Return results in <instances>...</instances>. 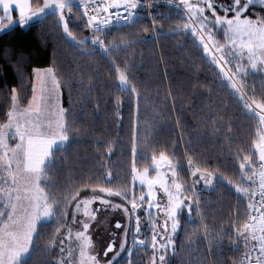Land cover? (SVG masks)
<instances>
[{
    "label": "trees",
    "instance_id": "trees-1",
    "mask_svg": "<svg viewBox=\"0 0 264 264\" xmlns=\"http://www.w3.org/2000/svg\"><path fill=\"white\" fill-rule=\"evenodd\" d=\"M43 3L30 0L34 8ZM249 12L264 15V7L256 4ZM150 16L143 12L131 22L97 32L72 2L66 19L84 45L66 36L59 14L0 32V125L7 121L12 89L18 90L19 105L26 107L33 69L53 68L69 139L41 181L45 192L62 198L69 189H83L79 198H86L101 194L91 187L125 192L135 187L137 195L143 190L133 184V167L150 168L152 156L164 152L179 166L185 195L195 201L190 213L183 209L177 214L179 226L164 264H238L249 244L237 239L236 230L248 222L250 199L234 185L241 184L243 156L252 158L253 168L258 163L255 144L262 125L260 116L252 114V102L264 103V73L236 74L232 69L236 91L205 54L198 34L184 29L189 20L182 9L157 2ZM96 36L104 41L103 48L91 43ZM116 69L126 72L135 92L119 89ZM190 159L192 171L198 167L213 173L210 188L199 181L195 192L188 190L189 172L182 166L187 162L189 168ZM243 186L252 188L247 180ZM74 205L61 207L67 212L63 226L58 219L37 224L25 264H56ZM152 255L148 247H135L112 264H152Z\"/></svg>",
    "mask_w": 264,
    "mask_h": 264
},
{
    "label": "snow or ice",
    "instance_id": "snow-or-ice-1",
    "mask_svg": "<svg viewBox=\"0 0 264 264\" xmlns=\"http://www.w3.org/2000/svg\"><path fill=\"white\" fill-rule=\"evenodd\" d=\"M83 3V0H80ZM96 0H92L95 3ZM188 12V19L190 23L184 25L185 30H190L193 35L197 34V28L193 25L199 20L200 32H208V40H213L211 34V28L221 26L225 32V36L231 41V47L228 44L216 43L214 46L217 51L221 52L220 59L224 60L225 56H242L243 50L247 49L248 61L252 69L257 67V49L264 53V15H259L254 12H249V9L254 7L257 3L264 7V0H199L198 4L193 5L189 3V0H181ZM138 6L137 0H125L123 5L119 3H112L104 6L100 9L103 12H107L108 8H120L123 7L127 11L128 15L123 17L124 20L131 22L134 17V12L131 9H136ZM87 9L88 5H84ZM25 8H29L30 15H25ZM65 10L69 14L72 13V0H44L43 6L34 10L30 9V5L25 2L21 4L19 0H0V11L5 14L2 19L9 20V24L0 27V32L7 31L13 24L18 26H27L33 18L39 20L43 17L55 16L59 14V23L63 27V32L66 36L75 44L84 45L85 41H77L73 32L69 28V20L65 17ZM219 10V11H218ZM11 11H18L19 19L12 20L9 13ZM210 13L211 19L205 13ZM222 12L223 15H220ZM88 19L86 24L88 27H94L97 32H103L104 29L100 27V24H110L111 20L98 21L97 15H89L88 11L83 13ZM119 17V13H116ZM255 16V19L252 17ZM243 37H247L245 41ZM201 44H203L204 50L208 51V44L204 40V36L199 37ZM239 39V43H237ZM94 45L104 47V41L98 36L91 40ZM239 48L240 52L237 53L235 49ZM106 52L108 49H104ZM215 59V58H214ZM230 63L231 61H226ZM260 63L264 64V60H260ZM118 74V87L121 91L135 92V88L130 85L129 78L124 70L116 69ZM245 73V69L237 67L236 74ZM35 80L40 85L41 94L36 95V87L33 85L32 97L28 102V106L21 108L19 105L18 90L12 89L11 94V108L7 112V122L0 125V170L6 175L0 177V181L8 187H0V192L6 196V202L0 204V208L7 209V211L0 210V217H7V222L0 225V264H25V257L30 255L29 246L32 243L33 234L37 231V224L40 222H50L58 219L60 226L65 223L64 218L67 216L66 211H61V207L67 209L69 205L75 201L74 211L72 215L71 223L73 225H79L73 234V229L69 227L67 229V236L65 239L75 240L79 249L80 257L83 260L93 262V264H99L96 255H91L89 250L93 249L92 237L89 234V228L91 223L96 220V212L99 209L89 210V206L95 203L97 200L103 205H110L113 208H120L119 204H112L109 199L93 195L91 198H79L80 192L83 189H69L68 194L62 198H57L54 194L46 193L44 187H41V181L46 179L50 166H55L54 157L56 153L62 150L63 146L68 141L67 124L65 121V109L58 105V91L60 88V81L57 79L56 72L53 68L47 69H33ZM246 74V73H245ZM233 89L239 91L236 88V84H232ZM255 108L264 112V103H259L253 100L252 102ZM33 105H36L34 108ZM42 106V107H41ZM246 107L252 109V105L246 104ZM46 112L48 123L45 124L41 120V115ZM253 115H260L252 110ZM35 115V119H30V116ZM51 117H55V130L52 129ZM260 120L264 123V115H260ZM10 139L17 140L14 145H10L8 141ZM39 143L41 149L36 151L34 145ZM255 150L258 152L259 171L252 167L253 160L250 156H243V162L240 163L239 169L242 173L241 184L234 185L235 191L243 196L249 197L250 200H255V197L259 195V200L255 203H249L248 208L254 212H259L257 215H249L248 222H246L242 228H237V239L244 238V243L247 244L250 241L256 242L251 251H257L255 264H264V136L260 137L259 142L255 144ZM111 151V149H109ZM135 145L133 146V152L135 153ZM152 163L157 170V176L153 178H147L149 169L145 168L143 173L136 174L137 170L133 167V179L139 180L140 184L147 183L149 192L147 194L148 209L153 207L164 212L165 219L162 224H158L156 221L152 222V264H157V253L161 249H167L172 244V235L179 226L177 220L178 212L183 209H187L189 213L192 210V206L195 201L189 200L188 197L183 196V185L179 182L180 176L177 172L178 165H173L169 160V157L164 153H159V158L156 155L152 156ZM161 164H166L169 173L171 175V183L167 178L168 173L163 176L159 173V167ZM189 166H192L191 159L189 160ZM23 172L27 174L28 181L34 184L35 191L33 192L31 187L24 189L23 196L20 193V189L17 187L18 173ZM199 175V180L194 183H199L200 180L205 181L206 184L211 185L213 181V173L208 172L206 169L196 168L192 175ZM258 177L257 180L255 178ZM107 179L111 180V173H108ZM250 181L252 185H257L258 191L251 187H244L243 181ZM229 185H232V181H227ZM164 192L168 197L167 204L162 208L160 204L153 202L154 189L156 186ZM85 187H91L86 185ZM174 188L173 192L171 189ZM189 191L191 189H188ZM91 191L96 193H104L108 197L118 196L128 201L131 204V214L135 215L138 203L137 198L133 195L129 198L128 193L121 190H114L110 187H91ZM146 197L141 195L138 200L140 206H143ZM21 200H27L28 206L23 207L20 205ZM185 201H188L185 203ZM259 205V207H257ZM22 211V215L19 211ZM126 213L129 212L128 208H124ZM80 213L84 217L83 219H77V214ZM151 216V212H148ZM169 222L171 228V234L169 232ZM116 228H120V223L115 225ZM60 228H57V232ZM137 233L140 232V219L136 216V228ZM257 231L260 233L257 236ZM159 238V239H158ZM134 244L138 243L141 246H145L144 240H136L134 238ZM61 245L64 244V240H61ZM258 245V247H257ZM124 245L121 244V250ZM65 251L64 247H61V252ZM113 251V245L109 244L104 252V256L107 257L109 252ZM71 255V251H69ZM118 255V253H117ZM245 259L249 260L248 253L245 254ZM159 264H164L165 256L163 254L158 257ZM107 264H112L109 260ZM251 264V262H250Z\"/></svg>",
    "mask_w": 264,
    "mask_h": 264
},
{
    "label": "rangeland",
    "instance_id": "rangeland-1",
    "mask_svg": "<svg viewBox=\"0 0 264 264\" xmlns=\"http://www.w3.org/2000/svg\"><path fill=\"white\" fill-rule=\"evenodd\" d=\"M72 2H74V0H72ZM198 2H199V0H189V3H191L193 5L198 4ZM221 2H226V0H221ZM172 3H173V5L179 7L180 9H182L184 14H185V16L188 19L187 9L185 8L184 4L181 3V0H173ZM4 15L5 14L3 13V16ZM25 15L27 16V15H30V14L28 12H25ZM205 15H208L209 19H211L210 13L206 12ZM65 17H66V10H65ZM12 20H16V19H12ZM9 22H10L9 20H3V21L0 20V23L2 25L1 27H4L5 24L8 25ZM189 23H190V20H189ZM13 25H15V24H13ZM199 26H200V22L198 20L193 25V27L197 28L198 37H200L201 35L204 36V40L208 44V51L206 52L204 50L203 44H201V42L199 41L200 42V46L203 48L205 54L222 71L224 76H226L228 79H230L233 83H235L237 85V78H236L235 74L232 73V69H236L237 70L238 66L243 68V69H245V71H247V70H250V71H253V72L261 71V72L264 73V64L260 63V60H264V53H262L261 50L257 49V52H256V55H257V67H256V69H252L250 64H249L248 56H247V49L243 50L244 54L242 56H240V55L231 56V57L225 56V59L221 60L220 59L221 52L217 51L214 45L216 43L228 44L229 47H231V41L225 36V32H224L223 28L221 26H217L216 28L213 29V28H211V25H209V28L211 29V34L213 35V40L209 41L208 40L209 33L208 32H200L199 31ZM23 27H26V26H23ZM243 39L246 41L247 37H243ZM237 43H239V39H237ZM235 50L237 51V53L240 52L239 48H237ZM228 60H230L231 62L230 63L226 62ZM47 68H50V67L35 68V69L44 70V69H47ZM241 74H243V73H241ZM33 85H35V87L37 89L36 95L39 96L41 94V92H40L41 85H40V83L37 80H35L34 74H33ZM32 95H33V93H32ZM32 95H31V97H32ZM30 100H31V98H30ZM58 105H59V107H62L61 106L60 88H59V91H58ZM27 106H28V104H27ZM33 107L35 108L36 105H33ZM21 108H23V107H21ZM253 109L257 113H259L260 115H264V112H261L260 109L255 108V106H253ZM29 118L30 119H35L36 117H35V115H33V116H30ZM48 119L49 118L47 117V113L44 112L41 115V120L45 124H47L48 123ZM50 119L52 120V129L55 130V120H56V118L55 117H51ZM261 125H262V132H261L260 137L264 136V123L261 122ZM259 140H260V138H259ZM17 142L18 141L14 140V139H10L8 141V143L10 145H14ZM34 148H35L36 151H39L41 149V145L39 143H37V144L34 145ZM256 153H257V160L259 162L258 152L256 151ZM171 163L173 165H176L172 161H171ZM186 163L183 164L182 168L187 170ZM144 169H142L140 171L137 170L136 174L138 175V174L143 173ZM148 169H149V171H148V174H147V178L150 179V178H153V177L157 176V170L155 169V166L153 165V163L150 166V168H148ZM158 171H159V173L162 176L165 173H168L167 178L169 180V183H171V175L169 173V169H168L166 164H161ZM193 171H192L191 167H189V169L187 170V173L189 172V174H188L189 181L188 182H189V187L191 189V192H195V188H194L195 183L194 182L197 181L195 176L192 175ZM5 175L6 174L2 170H0V177H3ZM199 175L200 174L198 173L197 174L198 180H199ZM133 176H134V173H133ZM192 176H193V178H192ZM17 180H18L17 187L20 189V193H21L22 196L24 194V189L25 188L31 187L33 192L35 191L34 184L29 183L26 173H23V172L18 173ZM132 181H133V184L136 186L137 189L141 188L143 190V192L138 193L136 195L135 194V187H132L127 192L129 198H131L133 195L137 198L138 208H137V211H136L135 215H130L131 214V204L128 201L122 199L121 197H119L120 201H117V200L115 201V200L112 199L114 196L108 197L104 193H101L100 195H97V196L109 199L112 204H119V205H121V207L120 208H113L110 205H103V204H101L99 202V200H97L95 203H93V204H91L89 206V210L90 211L91 210H95V209H99V211L96 212V220L91 223V227L89 228V234L92 237V241H93V245H94L93 249L89 250V253L91 255H96L97 260L99 261V264H107V262L109 260H111L112 263H113L115 260H118L121 256L129 255L131 253V251L135 247H148L153 252V249H152V246H151L152 245L153 229H152L151 225H152L153 221H156L158 224H162L163 220L165 219L164 212L160 211L159 209H157L155 207H153L152 209L149 210L148 207H147V203H148L147 194L149 192V188H148L147 183L141 185L139 180L138 179L134 180L133 177H132ZM200 182L202 184H205V186L207 188H210L212 186V184L208 185L203 180H200ZM0 187L6 188V187H8V185H4L2 183V181H0ZM171 190L173 192L175 191L174 188H172ZM182 193H183V196H186V197L189 198V200L194 201L193 196L192 195H190V196L185 195L183 189H182ZM141 195H144L146 197V199H145V201L143 203V206H140V202L138 200V198ZM91 197L92 196L86 197V198H91ZM116 197H118V196H116ZM167 199H168V197L164 194V192L157 185L155 187V189H154L153 202L157 203V204H160L161 207L163 208L167 204ZM5 202H6V196L2 192H0V204H3ZM187 202L188 201H185V203H187ZM19 203L23 207H27L28 206L27 200H21ZM124 208H128L129 212L126 213L124 211ZM0 210L7 211V209H3V208H0ZM18 211H19V209H18ZM73 211H74V207H73ZM140 211L142 212V214H140ZM149 211L151 212V216L148 215ZM19 214L22 215L23 214L22 211H19ZM72 215H73V212H72ZM136 216H138L139 219H140V232L139 233H137L135 231V228H136ZM83 218L84 217L82 216V214H80V213L77 214V219L78 220L79 219H83ZM132 218H133V224L131 222ZM71 220H72V218H71ZM71 220H70L69 224L66 226L65 231H64V233H63V235L61 237V240H64V244L61 245V243H60V246L64 247L65 251L63 253L61 252L59 257L57 258V260H55L56 264H82V258L80 257L79 249L77 247V243L75 242V240L65 239V237L67 236V229L69 227H71L73 229V234H74L75 230L79 227V225H73L71 223ZM5 222H7V217L6 216L0 217V225H2ZM117 223H120V225H121L120 228H116L115 227V225ZM168 234H171L170 222H169V232H168ZM256 234H257V236L260 235V233L258 231H257ZM171 235L173 236L174 234H171ZM134 238L136 240H141V239L144 240L145 241V246H141L138 243L134 244V242H133ZM32 239H33V237H32ZM242 239L244 240L243 237H242ZM252 243H254V242L250 241V242L247 243V245L248 244L251 245ZM109 244L113 245V251L109 252L108 256L105 257L104 256V252L107 249V246ZM121 244L124 245L123 250H121ZM170 246L171 245H169V247L166 250L165 249H161L157 253V264H159V260H158L159 255L163 254L165 256V258H166L167 251L170 249ZM30 248H31V245L29 246V250H30ZM60 251H61V249H60ZM69 251H71V255H69ZM117 253H118V255H117ZM83 264H93V262L84 259L83 260Z\"/></svg>",
    "mask_w": 264,
    "mask_h": 264
},
{
    "label": "built area",
    "instance_id": "built-area-1",
    "mask_svg": "<svg viewBox=\"0 0 264 264\" xmlns=\"http://www.w3.org/2000/svg\"><path fill=\"white\" fill-rule=\"evenodd\" d=\"M119 3L121 5H123L125 3V0H96L95 3H92V0H83V3L80 2V0H75L73 2V6L76 7L83 15V13L85 11H88L89 15H97V20L98 21H104V20H111L110 24H100V27H108V26H113V25H119L122 23H127L129 21H126L123 19V17L127 16L128 13L127 11H125V9L123 7L120 8H108L107 12H103L100 9H102L104 6L108 5V4H112V3ZM157 2H170L172 3L173 0H137L138 6L136 9H131L132 12H134V17L132 20H134L137 17L142 16L143 12H145V14L147 15L148 18H150V8L152 6V4L157 3ZM87 4L88 7L87 9H85L84 5ZM116 13H119V17H117V15H115ZM84 16V15H83ZM86 21L88 19L87 16H84ZM151 19V18H150ZM93 29H95L94 27H91ZM261 162H258L255 166L254 169H256L257 171H259V165ZM186 168L187 170L189 169L187 164H186ZM257 180V185H258V177L255 178ZM257 185H252V189H255L258 191ZM259 200V195H257L255 197V200H250V203H255V201ZM257 207H259V205H257ZM262 211H264V209H261ZM249 215H257L259 216V212H254L252 210L249 211ZM256 242L252 243L251 245H248L244 251L240 254L239 257V262L238 264H255L256 261V257L258 255L257 251H251V249H253V246ZM258 247V245H257ZM248 253V256L250 257V262L249 260L245 259V254Z\"/></svg>",
    "mask_w": 264,
    "mask_h": 264
},
{
    "label": "crops",
    "instance_id": "crops-1",
    "mask_svg": "<svg viewBox=\"0 0 264 264\" xmlns=\"http://www.w3.org/2000/svg\"><path fill=\"white\" fill-rule=\"evenodd\" d=\"M19 2L21 3V4H24L25 2H27L29 5H30V9L31 10H34V9H36V8H34V7H32L31 6V4H30V0H19ZM25 12H28L29 14H30V11H29V8H25ZM0 13H1V15H0V18H3L4 16H3V11H0ZM9 15L11 16V18L12 19H16V20H18L20 17H19V13H18V11H11L10 13H9ZM3 20H7V19H2L1 21H3ZM35 20H37V19H35V18H33V20L31 21V22H33V21H35ZM7 22V21H6ZM30 22V23H31ZM7 24H5V26H6ZM2 25H1V23H0V27H1Z\"/></svg>",
    "mask_w": 264,
    "mask_h": 264
}]
</instances>
